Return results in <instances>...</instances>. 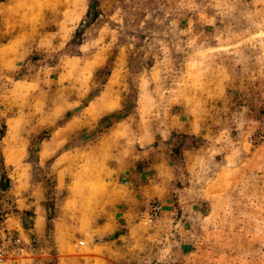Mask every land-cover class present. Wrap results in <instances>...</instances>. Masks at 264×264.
I'll use <instances>...</instances> for the list:
<instances>
[{"label": "rangeland", "instance_id": "1", "mask_svg": "<svg viewBox=\"0 0 264 264\" xmlns=\"http://www.w3.org/2000/svg\"><path fill=\"white\" fill-rule=\"evenodd\" d=\"M12 4L23 30L0 43L27 53L0 73V224L17 240L0 226V264H264V0ZM134 150L132 170L162 157L127 222L135 181L112 178Z\"/></svg>", "mask_w": 264, "mask_h": 264}, {"label": "crops", "instance_id": "2", "mask_svg": "<svg viewBox=\"0 0 264 264\" xmlns=\"http://www.w3.org/2000/svg\"><path fill=\"white\" fill-rule=\"evenodd\" d=\"M12 1L13 0H4L3 2H0V26H6L8 31L9 29L11 30L13 28L16 31H22L23 25L20 22L15 23V20L17 19L13 18L15 13ZM2 29L3 28L0 27V30ZM16 40L17 39L15 38V41L9 40L6 43H0V73L10 72L11 68L15 69L16 67H8L7 65H17L19 62L21 63L24 60L23 55L27 53L25 50L26 48L22 47V45L19 44L18 41L16 42ZM11 46L13 47L15 54L12 56L13 58H11V56H9L7 53V49ZM54 144L55 143L52 141V139L49 141L43 140L40 143L38 151L39 162L45 159L48 154L50 155L52 151L56 149ZM165 145L168 147L173 146L174 141H171L170 143ZM142 154L143 152L134 150V153L132 154L133 157H128L127 159L125 158L123 160V162L121 163L123 165L122 168L119 167L120 164L117 165L118 168L117 170H115L116 174L112 178L113 180H123L125 178V180L128 181L133 178L135 181V186L127 187L125 190L122 191L124 195L122 196V200L119 201L120 204H123L124 206L125 212L122 217L126 218L125 220L127 222L129 218L131 219L132 216H134L138 211H140L139 209L141 207L147 208L149 201L155 199L157 196L153 185L154 176L152 175V170L156 168L155 165L158 164L159 159L162 157V155L159 153V151L148 150V154L151 158V165L138 170L134 167L135 169L133 168L134 170H132V167L136 165V163H138L139 161L141 162L143 160ZM24 156L25 154L23 153L21 157H18L17 155L13 157L16 162L9 164L5 163L4 170L7 172L14 170L15 165H17V163H21L23 161ZM112 190H114V188Z\"/></svg>", "mask_w": 264, "mask_h": 264}, {"label": "built area", "instance_id": "3", "mask_svg": "<svg viewBox=\"0 0 264 264\" xmlns=\"http://www.w3.org/2000/svg\"><path fill=\"white\" fill-rule=\"evenodd\" d=\"M158 211V209L155 207L153 208V216H151L150 221H152V219L154 218V216L156 215V212ZM2 218V217H1ZM1 226V230L4 231V235L5 238H7V241L13 245L17 244V240L13 239V237L10 236V233L8 231H5L6 229L3 227V222L0 224ZM2 232V231H1ZM4 252L0 249V263H4L5 261V257H4Z\"/></svg>", "mask_w": 264, "mask_h": 264}]
</instances>
